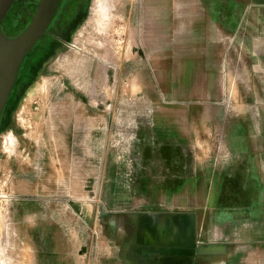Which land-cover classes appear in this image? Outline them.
<instances>
[{
	"label": "crops",
	"instance_id": "crops-1",
	"mask_svg": "<svg viewBox=\"0 0 264 264\" xmlns=\"http://www.w3.org/2000/svg\"><path fill=\"white\" fill-rule=\"evenodd\" d=\"M129 7L131 52L121 62L146 64V80L137 76L125 94L120 83L111 101L99 102L91 87L67 88V102L48 108L33 96L38 75L3 116L0 151L19 149V158L33 160L29 190L36 194L46 191L43 159L73 153L81 160L77 169L67 160L47 187L61 207L48 218L51 264H264V0H138ZM71 36L47 41L43 65ZM252 94L262 104L245 99ZM61 128L73 145L60 155ZM111 158L115 176L132 174V190L157 181L153 189L168 198L129 214L90 215L95 206L129 205L118 193L122 178L112 200L92 203L85 193L91 165L104 160L106 168ZM134 158L124 170L123 159Z\"/></svg>",
	"mask_w": 264,
	"mask_h": 264
},
{
	"label": "rangeland",
	"instance_id": "rangeland-1",
	"mask_svg": "<svg viewBox=\"0 0 264 264\" xmlns=\"http://www.w3.org/2000/svg\"><path fill=\"white\" fill-rule=\"evenodd\" d=\"M132 1L138 2V0H102V9L97 11L94 9L92 14L95 0H90L84 20L77 24L71 34L72 44L68 48L66 46L60 52L62 54L61 63L57 64L55 62L57 56L60 55L59 53L55 58L48 59L44 63L38 79L33 84V96H36L34 98L37 102L47 104L48 108L52 101L55 104H65L67 102V88L77 89L81 92L84 88L87 92L86 90L89 87L92 88L93 92L100 93L101 99L99 102L105 96H108V101H111L114 99L111 94L114 93L116 88L120 87V83H122L125 94V89L130 88L134 78L141 76L146 80L148 73L145 69L146 64L121 62L122 55L131 52L129 46L131 32L129 31L130 25L126 13L130 10L129 6ZM67 7L68 2H66L54 23L60 20ZM50 29L25 57L22 67L27 66L42 52L44 46L46 47ZM28 81L29 76L24 72L7 102L6 109H9L8 112L22 97ZM246 98L251 99L254 104H262L261 96L252 94L246 95ZM235 100L237 101V99ZM253 129L256 132H261L262 128L258 126L253 127ZM69 136L66 135L65 128L60 129L58 137L59 151L56 154L61 155L60 152L66 151L69 144V149H71L73 141ZM123 145L124 150L132 151L133 144L126 143ZM18 150L4 153L0 151V264H51L50 253H47V250L50 251L54 243H52L51 238L49 239L50 236H47L46 232L47 228L51 227L48 218L50 219V215L57 213L61 207L58 205L59 201L56 198V193L53 191L48 192V188L51 189L52 185L57 184L55 179L57 175L62 173V168L67 167V160L71 169L79 168L81 160L72 158L73 153L69 156L70 158L43 159L45 164L44 174L47 175L43 174V188L46 191L41 195L40 193L36 194L34 190H29V186H34L35 180L33 160L19 158ZM24 161L31 162L27 167H22ZM63 162H66V164L63 165ZM106 162V168L104 160H100V163L99 160H95V164L91 165L92 174H86L83 180L86 195L91 194L90 202L96 204L102 203L105 198L106 200H112L115 197V182H118L116 177L119 181L122 178L123 187L118 185V193H122V199L128 201L129 205L122 208L110 205L106 207L103 205L95 206L91 212L88 211L90 215H95L96 210L101 211L103 214L106 212L107 215L115 213L129 214L133 210L144 209L148 206V208H151L149 204L159 200L160 196L165 199L168 198L166 193L163 196L164 194L160 195L163 192L153 189L155 186L152 184L157 183V181L151 182L150 188L147 190H132V187L136 184H134L136 181L132 183V174L129 172L128 174L115 176V159L111 158ZM132 162L135 164V158L133 161L132 159H123L122 166L124 170L125 167L130 168ZM24 171L26 172L24 173ZM48 174L55 175L53 176L54 181L53 179L51 181L50 177L48 178ZM156 177L158 176H154L153 180H156ZM141 186H145V184L142 183ZM210 193L208 190L204 191V199L210 197ZM186 195L183 194V198ZM194 196L195 194L192 192L187 197L194 198ZM177 197V195H170L172 200L177 199ZM90 225L93 227L99 224L96 222ZM112 225L115 226L114 223ZM69 241L72 248L74 240Z\"/></svg>",
	"mask_w": 264,
	"mask_h": 264
},
{
	"label": "water",
	"instance_id": "water-1",
	"mask_svg": "<svg viewBox=\"0 0 264 264\" xmlns=\"http://www.w3.org/2000/svg\"><path fill=\"white\" fill-rule=\"evenodd\" d=\"M15 1L0 0V124L23 60L42 39L65 0H39L25 27L8 35L3 29L4 18Z\"/></svg>",
	"mask_w": 264,
	"mask_h": 264
},
{
	"label": "flooded vegetation",
	"instance_id": "flooded-vegetation-1",
	"mask_svg": "<svg viewBox=\"0 0 264 264\" xmlns=\"http://www.w3.org/2000/svg\"><path fill=\"white\" fill-rule=\"evenodd\" d=\"M39 0H16L11 8L9 9L6 17L4 18L3 29L6 34L13 35L17 33L20 29L24 28L28 20L32 17ZM66 2H68V7L66 8L64 14L60 18L57 23H54L57 17L62 12ZM90 0H65L57 17L54 19L52 24L50 25L49 29V39L51 38H59L61 41L64 42L69 36L72 34L73 30L83 20L85 12L89 6ZM48 29V30H49ZM47 30V31H48ZM46 31V32H47ZM27 66L21 65V70L18 76V79L13 87L12 92L16 88L17 84L20 81L21 76L26 71ZM11 92V94H12ZM11 94L9 98L11 97ZM9 100V99H8ZM8 102V101H7ZM7 107V104H6ZM5 107V109H6ZM4 109L2 114L3 116L6 113ZM2 124V121H1ZM0 124V127H1Z\"/></svg>",
	"mask_w": 264,
	"mask_h": 264
},
{
	"label": "trees",
	"instance_id": "trees-1",
	"mask_svg": "<svg viewBox=\"0 0 264 264\" xmlns=\"http://www.w3.org/2000/svg\"><path fill=\"white\" fill-rule=\"evenodd\" d=\"M53 50H55V49H53ZM56 52L57 51H55V53L52 55V58L55 56ZM43 53H44V49H42V52L40 53L41 54L40 57L37 58V60L33 63L32 69H30V71H29V75L27 74V76H29V81L27 83V86L35 81L37 76L42 71L43 61H45L49 57V54L48 55L45 54L47 56L46 57Z\"/></svg>",
	"mask_w": 264,
	"mask_h": 264
},
{
	"label": "bare ground",
	"instance_id": "bare-ground-1",
	"mask_svg": "<svg viewBox=\"0 0 264 264\" xmlns=\"http://www.w3.org/2000/svg\"><path fill=\"white\" fill-rule=\"evenodd\" d=\"M102 0H95V4H94V7H98V6H100V2H101ZM100 9V8H99ZM134 87V86H133ZM131 89H133V88H131ZM256 93V92H255ZM26 106V105H25ZM23 112V111H22ZM21 113V112H20ZM19 115V114H18ZM22 120V119H21ZM247 120V119H246ZM23 121V120H22ZM25 121V120H24ZM12 132V131H11ZM7 134V133H6ZM4 140V139H3ZM6 140L8 141H10L11 143H14L15 141H16V136L13 134V133H9V134H7V136H6ZM5 141V140H4ZM6 144V143H5ZM4 145V144H3ZM9 149V148H8ZM17 264V263H16Z\"/></svg>",
	"mask_w": 264,
	"mask_h": 264
}]
</instances>
